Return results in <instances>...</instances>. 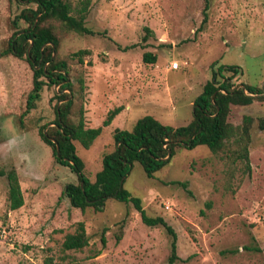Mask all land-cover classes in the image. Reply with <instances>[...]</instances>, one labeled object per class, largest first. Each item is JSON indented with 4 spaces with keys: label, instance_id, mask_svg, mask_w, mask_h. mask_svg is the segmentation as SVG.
Instances as JSON below:
<instances>
[{
    "label": "rangeland",
    "instance_id": "obj_1",
    "mask_svg": "<svg viewBox=\"0 0 264 264\" xmlns=\"http://www.w3.org/2000/svg\"><path fill=\"white\" fill-rule=\"evenodd\" d=\"M27 5L0 0V171L16 169L24 198L20 208L8 210L7 181L0 175V264H167L170 236L161 225L145 224L132 202L109 198L100 210L71 204L64 189L77 176L55 161L39 135L54 118L58 87L45 85L36 107L21 117L33 70L24 57L2 52L15 30L12 21ZM203 8L204 0H91L86 25L99 34L63 32L57 55L75 88L73 119L82 106L85 126L97 127L120 108L88 148L73 142L90 180L114 149L116 128L130 131L145 115L174 127L189 122L213 63L238 65L233 83L264 89V0H208L207 22L197 31ZM24 26L20 20L18 27ZM82 49L88 53L77 55ZM145 52L156 61L145 62ZM174 61L177 69L170 67ZM245 115L253 120L249 170L241 160L232 162L236 145L229 141L218 152L203 144L177 147L153 177L134 162L123 182L147 215L161 216L174 229V264L264 262V251L245 249L264 245V130L258 128L264 100L231 105L228 121L239 125ZM172 181H185L187 188ZM79 221L88 244L65 249L64 237Z\"/></svg>",
    "mask_w": 264,
    "mask_h": 264
},
{
    "label": "trees",
    "instance_id": "obj_2",
    "mask_svg": "<svg viewBox=\"0 0 264 264\" xmlns=\"http://www.w3.org/2000/svg\"><path fill=\"white\" fill-rule=\"evenodd\" d=\"M28 3L30 5L21 8L12 21L15 30L2 52V55L24 57L33 70L32 88L27 95L21 117L36 107L45 85L57 86L53 95L56 100L54 118L40 126L39 135L51 147L55 161L68 166L77 176L78 182L68 183L64 189L71 204L81 209L92 206L95 210H100L109 198L132 202L145 224L161 225L166 230L171 238L167 264H174L178 259L174 229L161 216L147 215L139 197L132 195L123 186L119 188L120 180L123 178V182L125 181L134 162L141 164L147 177H153L155 172L169 163L177 147L191 149L203 144L212 152H218L226 148L229 141L236 145L232 162L241 160L249 170L248 146L251 142L252 117L245 115L241 124L233 125L228 121V116L231 105H248L257 98L264 100V89L250 84H244L243 88L241 83H233L232 76L241 72L238 65L219 64L214 67L213 63L211 78L204 83L202 91L193 101L192 118L189 122L174 127L159 122L151 115H145L137 120L130 131L116 128L113 132L114 149L104 154L102 167L92 181L84 173V162L76 153L73 142L77 140L88 148L101 134L102 128L111 123L120 108L109 111L102 125L97 127L85 126L82 106L78 111V119L74 120L72 92L75 88L68 78L66 61L57 55L63 32L99 34L86 25L91 0H78L76 3L74 0H28ZM207 9L208 0H204L203 18L197 31L207 22ZM20 20L26 26L19 28ZM145 29L150 33L148 28ZM81 53L86 54L88 51L82 49L76 52L77 55ZM143 59L145 62H155L157 57L145 52ZM225 71L231 72V75L225 76ZM77 82L81 94L85 89V80L80 76ZM59 101L62 102L57 107ZM258 128L264 130V117L258 120ZM0 175L7 181V209L20 208L24 198L16 169L11 167L1 170ZM171 183L187 188L185 181ZM206 205L209 207V202ZM88 241L84 223L79 221L75 231L65 235L63 247L81 249ZM245 249L264 251V245L245 246Z\"/></svg>",
    "mask_w": 264,
    "mask_h": 264
},
{
    "label": "water",
    "instance_id": "obj_3",
    "mask_svg": "<svg viewBox=\"0 0 264 264\" xmlns=\"http://www.w3.org/2000/svg\"><path fill=\"white\" fill-rule=\"evenodd\" d=\"M24 1H28V0H24ZM241 86L244 88V84H241ZM62 101H59L57 103V107L59 106V104L61 103ZM46 130H44L45 132ZM57 154H58V147H57ZM123 186V178L120 180V185H119V188H121Z\"/></svg>",
    "mask_w": 264,
    "mask_h": 264
},
{
    "label": "built area",
    "instance_id": "obj_4",
    "mask_svg": "<svg viewBox=\"0 0 264 264\" xmlns=\"http://www.w3.org/2000/svg\"><path fill=\"white\" fill-rule=\"evenodd\" d=\"M170 67H171V69H177L178 68V62L177 61L171 62Z\"/></svg>",
    "mask_w": 264,
    "mask_h": 264
}]
</instances>
